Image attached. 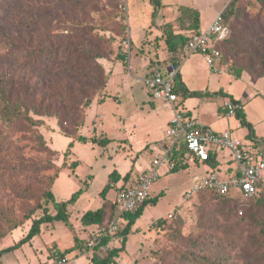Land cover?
<instances>
[{"label":"rangeland","instance_id":"rangeland-1","mask_svg":"<svg viewBox=\"0 0 264 264\" xmlns=\"http://www.w3.org/2000/svg\"><path fill=\"white\" fill-rule=\"evenodd\" d=\"M216 1L164 0L169 4L152 17L154 6L149 0H127L128 13L121 9L123 0H0V86L24 115L15 122L0 118V249L25 236L32 220L44 210L56 212L47 191L52 190L57 202L80 191L67 204L68 222L54 220L42 225L30 241L3 253L4 263L10 259L34 264L57 250L69 249L75 239L84 241L81 239L93 226L82 225L80 217L102 205L100 191L109 174L130 171L133 180L161 149L171 109L150 96L137 80L156 65L173 62L162 27L157 25L169 21L174 32L188 33L190 18L176 6L193 2L206 20L214 14ZM238 5L242 15L230 17L236 32L247 27L245 37L253 28L264 27V8L256 0H240ZM128 32L129 67L123 62L120 44ZM223 50L221 66L225 70L220 84L205 60L195 55L193 61L204 76L207 71L212 74V83L205 76L207 86L218 84L240 100L254 131L264 136V76L246 66L254 57L252 69L258 70L260 53L235 54L228 44ZM238 70L248 72L252 81L245 77L231 80L228 73L234 75ZM213 112L209 103L205 113L211 116ZM246 129L240 126L238 133L242 135ZM78 135L86 140H76ZM92 136L110 141L99 146L90 140ZM40 139L46 150H41ZM186 159V165L176 171L159 167V177L149 193L155 202L147 204L131 225L125 249L115 257L117 264H264V194L249 202L237 201L244 209L241 215L235 214L231 201L226 205L210 193L183 202L193 177L212 169ZM218 159L215 169L226 177L225 170L234 168L233 162L226 163L228 150L219 152ZM47 160L54 167L31 172ZM122 183L121 178L116 181L118 186ZM237 192L232 188V194ZM115 193L111 186L105 194L107 200ZM222 209L227 214L222 215ZM168 213L174 215L166 220ZM159 218L163 222L157 223ZM138 231L142 241L137 250ZM115 240L120 246L121 238ZM102 248L88 253L103 257L108 250ZM76 249L66 256L83 254L84 249ZM80 255L72 264H93L92 255Z\"/></svg>","mask_w":264,"mask_h":264},{"label":"built area","instance_id":"built-area-1","mask_svg":"<svg viewBox=\"0 0 264 264\" xmlns=\"http://www.w3.org/2000/svg\"><path fill=\"white\" fill-rule=\"evenodd\" d=\"M121 9L128 13L127 0H123ZM222 12L223 10L218 12L205 29L198 28L189 33L187 40L188 52L201 54L208 68L216 73L221 72V44L230 35V27ZM120 44L123 62L129 67L130 32L123 36ZM177 74L178 66L168 63L163 66L156 65L149 74L137 79L145 85L154 99L168 102L173 109V115L164 130V143L151 159L149 166L126 184L122 183L118 186L116 182L111 183V186L116 188V193L110 200L115 213L109 221L96 225L89 233L85 239L83 254L92 251L102 238L122 229L127 222L126 213L135 210L149 198L150 186L159 177V167L166 166L168 169L174 167L175 162L170 157V152L177 144L186 147V155L191 162L207 164L211 154H214L216 163L215 166L207 164L212 167L210 171L193 177L190 189L183 193V202L191 200L194 195L202 192L226 195L231 193L232 188H237V193L250 197L264 189V140L255 136H239L232 129L214 131L196 117L186 116L180 108V94L176 91ZM223 108L228 116H235L240 105L226 99ZM223 149L229 152V160L226 163H234L233 169L228 167L225 170L226 177H221L215 169L219 160L218 153ZM173 215L168 213L165 219H171ZM72 260L73 258L62 256L38 264H70Z\"/></svg>","mask_w":264,"mask_h":264},{"label":"trees","instance_id":"trees-1","mask_svg":"<svg viewBox=\"0 0 264 264\" xmlns=\"http://www.w3.org/2000/svg\"><path fill=\"white\" fill-rule=\"evenodd\" d=\"M149 1L154 6V9L152 11V17H155L157 11L162 6L161 1L160 0H149ZM239 1L240 0H230L228 5L226 6L225 10H223V12H222L225 21L228 23V25L230 27V35L221 44L220 64H221V59L224 56V50H223L224 46L227 44H228V48H229L230 52L235 53V54H239L241 52H245L247 54H248V52H252L255 54L260 53L259 58L257 59V62L260 63V68L258 70L252 69L253 68L252 63L254 62L253 61L254 57L249 58V61H248L246 66L249 70L257 71L256 72L257 76H262V75H264V35H260V33L264 34V27L261 28L260 30H256L254 28H253V30L251 29L252 32L250 31L248 35H245V37H244L243 31L245 32L247 30V27L236 32V25L235 24L233 25L231 23L230 17L233 16L234 19H237L238 17H240L242 15L243 11H242V8L240 7V5H238ZM256 1L260 4V6L262 8H264V0H256ZM178 10L180 11V14L188 15V17L190 18L191 30H189L188 33H179V32L176 33V32H174L170 22H166L163 25H161L162 34H163V38H164L166 48L169 52H171L170 60H172L173 62H170V63H174L177 66L180 64L182 59L185 57V50L188 51L187 40L189 37V33H191L194 30H197L199 28V13L197 10H195L191 7H188V6H179ZM255 54H253V55H255ZM240 75H241L240 70H238L234 73V76L236 78H239ZM177 80L178 81H177L176 91L185 97H193V96H198V97H200V96H202V97L203 96H207V97L224 96V97H227V96H229L230 97V95H228L227 93H225L221 90L213 91V92H209V91H205V92L188 91L185 87H183L180 84L178 74H177ZM0 98H1V103H2L0 105V118L4 119L6 122H15V120L17 118L22 119L24 117V115L22 114V112L19 109V107L17 106V104L9 97L8 94H6L3 91L1 86H0ZM230 100H232L233 102H235L237 104H240L239 101L235 100L232 96L230 97ZM235 117L239 120L242 127L247 128V130H248L247 136L253 137L254 136L253 127H252L251 123L246 120L245 115H244V111L241 107L236 110ZM75 139L78 141H84V140H86V137L83 135H78ZM261 139L264 140V138H261ZM90 140L93 143L98 144L99 146H106L110 141L106 137H103L102 139H98L95 136H92L90 138ZM72 143H73V141H70L68 143V148L71 147ZM41 146H42L41 150H46L47 145H46L45 141L40 139V147ZM49 152L54 154L56 151L54 152L53 150H49ZM186 154H187V149L183 144H177L171 150L170 157L175 162L174 167L172 169H170L171 171H176L179 168L184 167L186 165V160H187ZM49 161L48 160L47 161H40L39 165L36 166L35 170H33V171L31 169H29V170H31V172H34V171L39 172V171H43L45 169H49L53 166V165H51V167H50L48 165ZM206 163L209 165L215 166L216 163H215L214 154H211L210 159ZM72 164H74V162H72ZM72 164H71V166H73ZM54 176L57 177V172H56V174H54ZM120 178L122 179L123 184H126L130 180V171L125 173V175L120 176V174L116 170H113L109 174L107 184L100 191V195L103 198H105L106 191L111 187V183L118 181ZM78 192H80V191L75 192L73 194V196L67 201L57 202L55 200V196H54V193L52 192V190L47 191L46 197L49 201H51L53 203V205L56 209V212L54 214H51L48 211L44 210L43 214L40 217L34 218L32 220L31 226H30L29 230L27 231V233L25 234V236H23L21 239H19V241L17 243H15L14 245L0 249V257L2 256L3 253L12 251V250L18 248L19 246H21L22 244H24L25 242L30 241L36 234L40 233L42 225H44L46 227L47 224L51 223L54 220H57V221L60 220L63 222H68L69 213L67 211V204L74 200V198L76 197ZM204 193H210V194H213L215 197H218V198L225 200L226 205H227V201L228 202L231 201V203H233V206L235 207V209H234L235 214L241 215V214H243L244 209H243L242 204H239V205L237 204V201L240 200L241 202H246V201L249 202L251 200H254L255 198L260 197L261 195L264 194V189L260 190L255 195L250 196V197L249 196L246 197L241 193H235V194L228 193L226 195H216V194L211 193V192H204ZM107 201L109 202V205L106 203ZM107 201L105 200V202H103L102 205L100 207L96 208L95 210L85 211L80 217L81 224L86 225V226H88V225H102V224H105L107 221H109L115 213V208L111 204L110 200H107ZM152 202H155V198L149 197L146 200H144L139 206H137L135 210L127 212L126 213L127 222L124 225V227L122 229H120L119 231H117L115 234L108 235V236L102 238L101 242L96 247H94V249H97V248L107 244L109 242V240L111 238H114V237L115 238H121L120 246L119 247H113V248L109 249L107 251V254L103 257H98L95 254L94 255L92 254V256L90 257V261L93 262V264H117L115 257L118 256V254L124 250L126 238L130 232L131 225L134 223L135 219L141 215L144 207L147 204L152 203ZM111 209H113V210H111ZM227 210H228V207H227ZM230 210H232V209H230ZM220 213L222 215L227 214L226 211H224V209H222ZM27 218H29V217H27ZM160 222H163V220L160 218L157 219V223H160ZM77 247L80 250L83 249L85 247V240L79 241V240L75 239V243L72 247H70L69 249H65L63 251L57 250V252L53 253L52 255H47L46 260L66 256L68 251L75 250ZM197 261H198V259H196V262Z\"/></svg>","mask_w":264,"mask_h":264},{"label":"crops","instance_id":"crops-1","mask_svg":"<svg viewBox=\"0 0 264 264\" xmlns=\"http://www.w3.org/2000/svg\"><path fill=\"white\" fill-rule=\"evenodd\" d=\"M160 1H161L162 5L169 4V3H164V0H160ZM228 1L230 2V0H217L214 3V4H217L216 7H215V10H214V14H212L206 20H203V18L201 16V10H200V8H199V6L197 4H195V3L192 2L191 3V6L182 5V4H180V6H188V7H191L193 9L197 10L198 13H199V28L205 29L209 25V23L212 21V19L214 18V16L218 12H220L225 5L226 6L228 5V3H229ZM176 7H179V6H176ZM161 8H159V10L157 11V14L156 15H158V13L161 10ZM161 25L162 24H158L157 26H161ZM195 55H198V57H200V59H202L204 61V58H203V56L201 54H199V53H189L188 51H186L185 52V57L182 59V61L178 65V75H179V82H180V84L183 87H185L188 91H202V92L209 91V92H213V91H219V90H221V91L227 93L228 95H230V97L232 96L235 100H238L239 103H240L239 104L240 107L243 109V106H242V104H241V102H240V100L238 98L234 97L229 92V90L227 88H223L222 86H218V84H220V82H221V80H220L221 79V76L220 75L223 73V71L225 70V68L222 67V66H220L222 72L217 73L216 75H214L216 77V81L218 82V84H215L212 87L207 86L205 84L206 83L205 76H206V78H208V81L207 82L208 83L209 82L212 83V81L210 80L212 78V74L209 73L207 70H204V71H207V75L204 76V74L202 72L203 70L202 69H199V66L196 65V63H194V61H193V57ZM153 68H151L149 71H147L144 74V76L147 75V74H149L150 71ZM228 74L231 76V80H233V81H235L236 79H240L241 80L242 77H245L246 79H249L250 81H252V77H250L248 75V72L242 73L239 78H236L231 73H228ZM262 76H264V75H262ZM231 80L229 79L228 82H230ZM139 83H141V82H139ZM254 91L257 93L258 90L255 88ZM230 97L229 96H227V97H224V96H215V97H209L208 98L207 96H203V97L200 96V97H198V99H195L194 96L193 97H185V96H183V95L180 94L179 104H180V108L184 111V114L186 116L196 117L201 123L207 125L208 127H210L211 129H213L214 131H223V130H227V129H232L239 136L247 135V133H248V130L247 129H246V132H244L242 135H240L238 133V129L241 126L239 120L235 116H228L226 114L225 109L223 108L224 101L226 99H230ZM210 99L211 100L213 99V101L214 100H216V101L209 102L208 100H210ZM155 100H157V99H155ZM157 101H161V102H163L162 104H167V106L170 107V109H171V115H170V118H169V121H170V119H171V117L173 115V109H172L171 105L168 102H166V101H162V100H157ZM209 103L210 104H213V106H214V112H213V114L211 116H209V115H207L205 113L206 112V107L209 105ZM243 111H244V109H243ZM244 115H245V112H244ZM246 120L248 122H250L248 119H246ZM169 121H168V123H169ZM166 127H167V125H166ZM253 131H254V128H253ZM161 136H162V140H161V143L160 144L162 146V144L164 143V131L162 132V135ZM254 136L257 137V138H264V136L257 134L256 131H254ZM154 155L155 154H153L152 158L154 157ZM151 159L149 160V162H148V164L146 166L143 165V168L141 169V171H143L145 168H147L149 166V164L151 162ZM192 163H195V164H205V163L196 162V161H192ZM120 176H123V175L120 174ZM105 200L107 201V197L106 196L104 198V202H105ZM90 226H93V227L92 228H88V231L89 232H91L95 228L96 225H89V227ZM42 228L43 227H41V229ZM87 233L88 232H86V235H85L86 237H83L82 240H85L87 238ZM138 234H139V236H138V240H137V242H138L137 250H138V247H139V245L141 244V241H142V232H139ZM115 239H117V238H115V237L114 238H111L109 240V242L107 244L101 246V248L103 247L104 249L109 250V249H111L113 247H118L119 246L118 245L119 241L118 240H115ZM79 255L80 254L75 255L70 264H72V262L75 260V257H77ZM81 255H84V256L88 257V255L89 256L92 255V252L91 253L81 254ZM15 257L16 256H13V259H16L17 258V257L15 258ZM1 258H2V256H1ZM1 258H0V264H18V262H15L14 260H10V259H6V261L4 263V261ZM45 260L35 262L34 264H38V263L43 262ZM75 261H77V260H75Z\"/></svg>","mask_w":264,"mask_h":264}]
</instances>
